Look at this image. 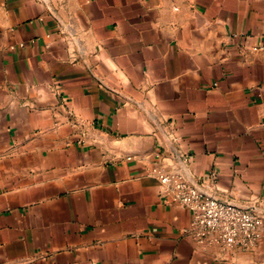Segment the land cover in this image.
<instances>
[{"label": "crops", "instance_id": "crops-1", "mask_svg": "<svg viewBox=\"0 0 264 264\" xmlns=\"http://www.w3.org/2000/svg\"><path fill=\"white\" fill-rule=\"evenodd\" d=\"M176 170L258 244L182 236ZM0 264H264V0H0Z\"/></svg>", "mask_w": 264, "mask_h": 264}, {"label": "built area", "instance_id": "built-area-1", "mask_svg": "<svg viewBox=\"0 0 264 264\" xmlns=\"http://www.w3.org/2000/svg\"><path fill=\"white\" fill-rule=\"evenodd\" d=\"M158 181L162 197L189 212V225L181 234L197 248L216 246L225 251H249L258 244L263 216L254 206L222 201L177 170L159 175Z\"/></svg>", "mask_w": 264, "mask_h": 264}]
</instances>
